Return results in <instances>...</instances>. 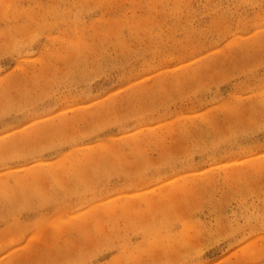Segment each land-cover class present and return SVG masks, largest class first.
<instances>
[{"label":"rangeland","instance_id":"obj_1","mask_svg":"<svg viewBox=\"0 0 264 264\" xmlns=\"http://www.w3.org/2000/svg\"><path fill=\"white\" fill-rule=\"evenodd\" d=\"M0 264H264V0H0Z\"/></svg>","mask_w":264,"mask_h":264}]
</instances>
